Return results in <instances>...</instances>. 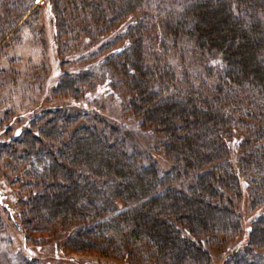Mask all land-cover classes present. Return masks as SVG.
I'll return each mask as SVG.
<instances>
[{"label":"trees","instance_id":"obj_1","mask_svg":"<svg viewBox=\"0 0 264 264\" xmlns=\"http://www.w3.org/2000/svg\"><path fill=\"white\" fill-rule=\"evenodd\" d=\"M11 3L9 9H20L26 0ZM62 6L88 14L102 39L70 51L55 26L63 22ZM145 7L149 0L38 6L50 27L41 37V67H51L45 96L32 106L13 105L16 81L0 117V160L12 163L9 174L27 192L16 193L17 205L25 206L16 231L25 244L53 245L65 235L58 252L32 264H101L71 254L90 251L127 264H212L206 243L241 231L231 204L242 196V180L252 209H264V0H187L161 24V38L153 36L151 15L132 20ZM1 8L0 50L15 44L18 32L10 35L15 19ZM187 52L199 73L184 66ZM119 88L130 96L126 112L164 138L166 175L150 155L129 150L126 135L106 120L100 101ZM63 98L73 102L52 103ZM74 107L80 112H66ZM182 178L192 181L186 191L173 187ZM3 197L0 189V202L16 216ZM261 254L264 210L247 247L226 264H264Z\"/></svg>","mask_w":264,"mask_h":264},{"label":"rangeland","instance_id":"obj_2","mask_svg":"<svg viewBox=\"0 0 264 264\" xmlns=\"http://www.w3.org/2000/svg\"><path fill=\"white\" fill-rule=\"evenodd\" d=\"M11 1L12 0H0V5L3 7L6 6V8H1L3 16L7 17V15L11 14L15 19V28L10 35L18 30L17 34L14 36V38L17 39L15 44L13 43L12 46L2 47L0 50L1 118H4L3 109L6 104L4 103L6 100L2 102V99L15 93L16 81L19 82L21 88L18 89V93L14 95L15 98L12 100L13 105H18L21 102L25 103L27 101L30 106H32L33 104L39 103V101L44 98L46 83L50 76L51 69L48 62L47 67H41V65L43 66V60L46 59L44 48L41 45V42L43 43L44 40H41V37L46 36V33L50 31V27L45 21L44 8H38L43 0L40 2L35 0L32 3H30L31 0H26V4L20 9H9ZM185 1L187 0H149V7H145L144 12L136 14L131 18L134 20L135 17L139 18L145 15V13L151 15L147 20L152 26V32H154L153 36L161 38L163 23L167 21L171 15L177 17L180 12V6L183 5ZM165 6H167V8ZM59 19L63 22L60 23L58 21L55 26L59 31V36L62 38L63 44L69 47L70 51L81 53L87 48L92 47L103 37L99 34L98 28L94 26L95 24L93 25V21L88 14L78 13V15H76L68 6H62ZM154 26L156 27L155 30ZM10 35L7 38H9ZM7 38L5 41H7ZM169 45L170 44H168L167 48L165 46L160 47V51L169 48V53L172 54ZM175 61L178 62L179 60L176 58ZM198 64V60L193 59L191 54L187 52L184 66L187 67L193 75L201 71V66ZM129 98V94L120 88L113 91L109 98H103L100 104L105 105L106 120L110 125L118 128L122 135H126L129 142V150L133 148L141 153L150 155L157 164L160 173L164 176L171 171V163L163 151L164 138L148 128H141L139 126V121L134 118L132 114L126 112ZM32 102L33 104H31ZM46 102H51L49 96ZM71 102H73L71 98L52 101V103H58V105L64 106L71 104ZM66 112L69 114H76L80 111L74 107L66 110ZM1 125L0 131L2 128ZM7 164L12 163L6 162V160H0V176L3 173H8L6 178H0V189L5 193V197L6 195L9 196L16 216L10 212L9 209L11 207L8 204L0 202V218L7 221H1V227L5 226L6 228L4 231L0 230V264H32L33 261H35L34 259L38 260L43 258V256L51 257L54 252H58L55 246L58 244L59 248V243L65 239V235H58L57 241L53 245L52 243L46 245L38 243L32 244L31 242L24 243V237L22 238L21 232L16 231L15 224L17 221L20 222V219H22V217H20L21 210L25 209V206H21L20 208V206L17 205L18 195L16 193L19 192L17 188L20 189L21 186V188L25 187L15 182L17 178L12 177V173L9 174L8 170L10 167H8ZM14 171H16L15 174L17 177L21 175V170L18 169L17 171V169H14ZM189 182H192L191 179L182 178L181 181L174 183L173 187L186 191L189 187ZM241 187V198H232L231 204L235 213L240 218L242 226L241 231L236 236L220 240L219 242L217 241L212 244L206 243L204 248L209 252L212 264H226L232 255L237 252H242L248 245L252 223L263 213V207L256 210L252 209L249 190H247V186L243 180L241 181ZM22 192L23 196L27 193L25 189H21L19 194H22ZM7 203L10 202L7 201ZM117 204L120 208L124 206L122 201H118ZM23 214L26 215L24 212ZM6 223H8L10 227H8ZM60 231L63 232V230H58V234H60ZM59 253L62 254V251H59ZM71 254L73 257L95 260L101 264H127L124 263L122 259L107 257L98 252H75ZM262 255L264 256V254H261V256ZM261 261L264 263V257Z\"/></svg>","mask_w":264,"mask_h":264},{"label":"water","instance_id":"obj_3","mask_svg":"<svg viewBox=\"0 0 264 264\" xmlns=\"http://www.w3.org/2000/svg\"><path fill=\"white\" fill-rule=\"evenodd\" d=\"M38 2H40L41 0H37Z\"/></svg>","mask_w":264,"mask_h":264}]
</instances>
